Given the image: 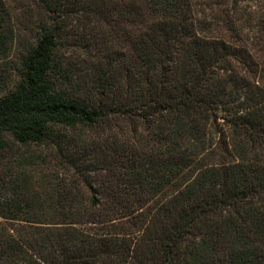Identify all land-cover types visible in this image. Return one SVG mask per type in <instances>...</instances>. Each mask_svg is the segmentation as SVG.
<instances>
[{
  "label": "trees",
  "instance_id": "obj_1",
  "mask_svg": "<svg viewBox=\"0 0 264 264\" xmlns=\"http://www.w3.org/2000/svg\"><path fill=\"white\" fill-rule=\"evenodd\" d=\"M14 44L0 264H264V0H0ZM7 135L72 171L50 205Z\"/></svg>",
  "mask_w": 264,
  "mask_h": 264
},
{
  "label": "rangeland",
  "instance_id": "obj_2",
  "mask_svg": "<svg viewBox=\"0 0 264 264\" xmlns=\"http://www.w3.org/2000/svg\"><path fill=\"white\" fill-rule=\"evenodd\" d=\"M71 52V46L59 50L63 57L73 56ZM17 56L18 47L14 44L7 58L0 59V84L4 88L1 91L2 94H5L7 90H12L17 81L16 69L19 66ZM75 57H72L74 61ZM54 129L55 132H61L62 130L58 126ZM64 131L68 135H76L78 133V130L71 131L67 129ZM81 132L84 134L82 137L89 139L91 134L89 130L83 129ZM7 139L10 145L8 159L11 161L8 162L10 170L8 165H5V170L11 176V196L23 193L27 195L28 191L33 188V191H37V198L42 200L43 205H50L49 197L56 194L60 182H68L72 171L63 169L61 159L56 153V147L51 144L46 142L38 144L19 143L9 135H7ZM23 186L30 187V189L21 190Z\"/></svg>",
  "mask_w": 264,
  "mask_h": 264
}]
</instances>
